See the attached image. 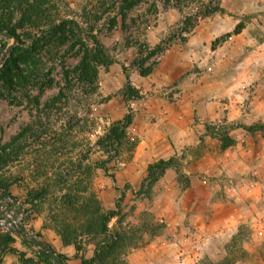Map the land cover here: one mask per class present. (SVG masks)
Returning a JSON list of instances; mask_svg holds the SVG:
<instances>
[{
	"label": "rangeland",
	"instance_id": "1",
	"mask_svg": "<svg viewBox=\"0 0 264 264\" xmlns=\"http://www.w3.org/2000/svg\"><path fill=\"white\" fill-rule=\"evenodd\" d=\"M65 1L68 8L64 15L76 19L82 29L93 25L94 18L89 15L93 14L91 12L98 11L101 6L99 10L104 14L95 29L100 42L113 59V64L99 71L98 96L94 98L92 111L96 121L95 135L101 134L105 126L122 119L128 113L133 116V121L139 114L142 116L139 121L148 125L146 115L141 113L145 107L140 106L138 101L151 94L148 85L150 79H147L148 76L142 79L140 75L142 71L151 68L153 71L160 64L195 66L182 76L180 82L189 79L186 78L189 72L200 71L202 66L216 63L222 65L220 67L251 64V76L264 79V0H138L133 8L126 11L125 20L117 14L120 0ZM208 12V16H204ZM115 16L117 25L111 29L109 20ZM12 45L13 40L0 35V67ZM157 47L162 52L142 64L148 51ZM65 63L67 66H75L77 61L68 56ZM58 70L57 66L56 72ZM241 73L240 68L237 74ZM238 77L243 76L241 74ZM54 78L57 83L60 81L59 75L55 74ZM196 79L191 78V82L194 83ZM128 84L147 94H140L139 99L127 100L125 92ZM177 85L176 81L173 86L162 87V96L170 102H176L180 93V89L175 88ZM185 89L188 94L184 93L182 97H193L192 86L188 84ZM56 91L57 86H54L39 95L34 88L31 94L43 103ZM41 108V105L35 106L34 103L24 101L22 96L17 99L0 98V142H11L22 129L30 128L24 140L19 143L20 151L15 150L18 147L15 143L11 147L10 162L0 168V180H3L0 182V194L3 192L1 184H6L12 200L24 211L23 224L27 235L42 241L40 234L31 235L28 227L33 218L40 217L44 228L51 230L62 241L54 221L57 215L56 199L45 198L44 188L41 187L46 177L59 180L66 175L67 181H74L78 175L86 182L84 169L88 164L87 149L89 142L96 138L89 134L83 122L72 135L76 145L70 144L62 149L58 146L56 149L41 146L38 135L46 130L47 135L57 138L61 125L65 128V123H57L55 117H51L46 125ZM205 126L206 131L199 136L197 144L169 158L158 159L171 160V166L161 177L156 175L153 181L144 180L148 166L158 160L147 167L141 161L137 165L132 164L136 148L132 154L128 148L124 149L123 164L116 170L96 172L94 189L105 210L114 209L115 203L123 196L118 227L128 230L134 244L123 257L122 264H176L170 259L175 252H180L188 239L200 244L205 240V244L194 249L195 259L185 264H221L226 258L233 264H264V239L255 234L254 227L244 223L246 211L248 208L253 209L254 205L246 192L262 191L261 186L264 188V122L245 125L222 120L221 123H205ZM130 127L128 134L139 143ZM248 127H255V131L248 132L245 129ZM238 145L241 148L236 149ZM226 150L242 153L244 162L248 163L247 167L238 159L230 163L229 156L221 162L222 153ZM100 157L98 154L94 159ZM204 157L208 160H204ZM200 160L198 169L196 162ZM76 165L83 169L79 174L72 172ZM190 170L192 172L187 174ZM193 177L197 184L194 187L191 185ZM203 179L207 185L200 184L199 181ZM252 181L255 182L254 186L250 184ZM196 191L199 193L197 201L204 202L198 216L192 215ZM52 193L60 197L64 192L52 190ZM234 209L238 211L236 229L217 236L214 232L219 228V220L224 219L223 216L228 212L234 213ZM171 222L176 230L169 233L167 228ZM115 223L116 219L112 220L110 227ZM208 228L213 230L206 233L209 237L204 233ZM234 236H237L236 242L232 241ZM174 239L182 243L177 246L161 243ZM151 243L157 245L152 246V251H147ZM81 248L80 252L75 249V255L68 260L70 264H82V259L93 257L94 245L91 240L82 238ZM21 259L25 260L23 257ZM25 262L30 264L29 259Z\"/></svg>",
	"mask_w": 264,
	"mask_h": 264
},
{
	"label": "trees",
	"instance_id": "2",
	"mask_svg": "<svg viewBox=\"0 0 264 264\" xmlns=\"http://www.w3.org/2000/svg\"><path fill=\"white\" fill-rule=\"evenodd\" d=\"M137 3L138 0H120L117 8L118 16L125 20L126 11ZM67 8L65 0H0V35H10V38L4 37L14 41L0 67V98L17 99L22 96L28 103L41 105V115L44 116L46 125L51 117H55L57 123H65V128L61 125L62 129L57 134V138L47 135L46 130L37 136L41 139V146L45 148L56 149L58 146L62 149L75 144L73 132L80 127V123L85 122L89 134L96 138L89 142L87 149L88 164L84 169L87 181H83L78 175L75 176L74 181H67L66 175L59 180H50L46 177L47 180L41 189L44 188L45 198L56 199L57 215L54 221L62 243L66 246H74L76 251L80 252L82 238L93 242V257L89 260L82 259V264H122L123 257L134 244L128 230L118 227L122 212L120 202L123 196L115 203L114 209L105 210L94 189V179L98 170L108 173L110 169L116 170L123 164L124 149L128 148L131 154L134 152L138 142L128 134L133 116L128 113L122 119L105 126L101 134L95 135L96 121L92 111H94V98L98 96L99 71L102 67L113 64V59L100 42L95 29L96 23L104 14L99 10L101 6L98 11L91 12L93 14L85 12L94 18V23L82 29L76 19L64 15ZM208 14L209 12L204 16ZM109 23L110 28L113 29L117 25V17L111 18ZM4 48L5 44L2 45V49ZM161 52L160 47L149 50L142 64ZM68 56L77 61L75 66L66 65L65 59ZM48 64L51 66H47ZM57 66L59 70L56 72ZM151 73L152 68L142 71L141 76H149ZM55 74L60 76L58 83L54 78ZM126 79L129 82L128 76ZM54 86H57V91L43 103L31 94L34 88L41 95ZM125 93L127 100L141 97L140 92L129 84ZM245 129L248 132L255 131V127ZM26 131H30V128L22 129L11 142H0V168L10 162L11 147L15 143L16 146L18 145L15 150L20 151L19 143L24 140ZM98 154L101 157L94 159ZM170 166L171 160H158L149 165L144 181H153L156 175L161 177ZM81 170L83 169L76 165L72 172L79 174ZM111 178L115 182L113 175ZM1 186L3 192L0 194V199H13L6 189L7 185L1 184ZM142 188L143 185L140 189ZM52 190L55 192L61 190L64 193L56 197ZM114 219L116 223L110 227ZM12 234L18 235L27 248L39 249L35 254L38 262L58 264L52 260L50 256L52 253L62 264H67L68 257L58 254L50 245L37 241L20 229L0 235L2 252L18 253L9 246L14 242ZM232 241L236 242L237 236H234ZM233 263L226 258L221 264Z\"/></svg>",
	"mask_w": 264,
	"mask_h": 264
},
{
	"label": "crops",
	"instance_id": "3",
	"mask_svg": "<svg viewBox=\"0 0 264 264\" xmlns=\"http://www.w3.org/2000/svg\"><path fill=\"white\" fill-rule=\"evenodd\" d=\"M219 63L212 64V66H202L200 71L189 72L188 80H181L182 76L190 71L191 67L195 66H163L160 64L153 69L152 73L147 77L149 80V88L151 94L147 97H141L138 102L143 106L142 114L146 115L148 125L141 123L139 114L134 118L130 131L133 136L139 139V143L134 152L132 164L137 165L141 161L144 166H148L151 162L158 159L169 158L176 153L181 152L188 146H193L199 141V136L203 135L206 131L205 123H221L222 120L227 122H239L245 125H250L258 121L264 122V79L253 78L249 70L251 64L244 63L243 65L224 66L220 67ZM263 66V65H262ZM242 69L241 74H237L238 69ZM233 71L234 73L232 74ZM142 79L145 77H142ZM197 77L192 83L191 78ZM178 85L175 88L180 89L178 100L170 102L167 97L161 94V88L173 86L175 82ZM192 86L193 93L191 98L182 97L185 92V86ZM153 92V93H152ZM141 95H146V92H140ZM188 94V93H186ZM155 122L152 123V120ZM241 145L235 147L241 148ZM228 161L232 163L238 159L246 168L247 164L242 158V153L236 151L226 150L222 153L220 161ZM191 157H189V160ZM207 159L206 157L203 158ZM188 160V161H189ZM202 160V159H201ZM200 161L196 162V166L200 169ZM208 160V159H207ZM219 161V163H220ZM260 171V170H259ZM192 171L187 172L190 174ZM146 173H144L145 175ZM192 178V187L195 181ZM201 185H207L206 180L199 181ZM252 181L250 184L255 185ZM262 191L246 192L247 197L252 200L253 209L248 208L247 215H245V222L251 227H254V232L258 237L264 239V188ZM196 203L192 209V215L198 216L200 208L204 205L203 201H197L199 193L194 192ZM254 206H257L256 208ZM234 213L224 215V219L219 220L214 233L218 236L223 235L230 230L236 229L235 223L238 219V211L234 209ZM218 213V212H215ZM228 215V217H226ZM174 222V220H171ZM171 222L168 224L167 231L172 233L173 228ZM28 227L31 229V235L40 234L42 242L50 245L58 254L65 255L72 258L76 251L71 245H64L62 241L51 232L49 229L44 228L43 221L40 217L33 218ZM213 230L210 228L205 229L206 233H211ZM200 232V231H199ZM3 234L0 231V235ZM14 242L9 246L15 249L18 253H7L0 250V264H27L25 260L32 261L33 264H44L38 262L36 257V248H27L21 242V238L17 235H11ZM162 240H160L161 242ZM165 246H177L182 243L176 239L161 242ZM161 244V245H162ZM205 240L200 243H195L188 239L184 246L173 254L170 259L176 264H185L190 259H195L194 249L204 246ZM157 243H152L147 247V251H152V246ZM22 254L23 256H21ZM23 257L25 260H22ZM32 262H29L30 264ZM70 264V261H68Z\"/></svg>",
	"mask_w": 264,
	"mask_h": 264
},
{
	"label": "built area",
	"instance_id": "4",
	"mask_svg": "<svg viewBox=\"0 0 264 264\" xmlns=\"http://www.w3.org/2000/svg\"><path fill=\"white\" fill-rule=\"evenodd\" d=\"M23 217V209L12 199H0V231L9 233L19 230L20 226L24 228Z\"/></svg>",
	"mask_w": 264,
	"mask_h": 264
},
{
	"label": "water",
	"instance_id": "5",
	"mask_svg": "<svg viewBox=\"0 0 264 264\" xmlns=\"http://www.w3.org/2000/svg\"><path fill=\"white\" fill-rule=\"evenodd\" d=\"M4 36L10 38V35H7V34L5 35V34H4ZM19 229H20V230H23V232H25V231H24V228H23L22 226H20ZM50 256H51V258H52V260H53L54 262H56V263H58V264H62V262L58 260V258L56 257V255H54V254L51 253Z\"/></svg>",
	"mask_w": 264,
	"mask_h": 264
}]
</instances>
